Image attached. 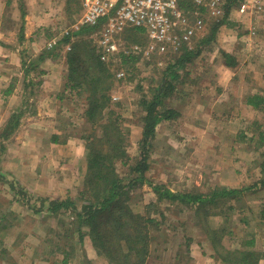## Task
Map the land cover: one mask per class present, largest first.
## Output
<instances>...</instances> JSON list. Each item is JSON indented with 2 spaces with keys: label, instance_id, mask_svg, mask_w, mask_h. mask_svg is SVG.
Returning <instances> with one entry per match:
<instances>
[{
  "label": "rangeland",
  "instance_id": "374dc122",
  "mask_svg": "<svg viewBox=\"0 0 264 264\" xmlns=\"http://www.w3.org/2000/svg\"><path fill=\"white\" fill-rule=\"evenodd\" d=\"M183 3L189 8L187 0ZM183 3L181 7L188 16V24L181 29H187L183 35L188 34L189 41H183L178 50L168 46L148 52L149 38L144 33L129 31L130 28L114 37L119 53L110 59L116 76L111 105L120 115L127 136V157L116 162V173L125 180L139 175L130 173L141 158L145 112L140 100L148 94L151 84L159 85L165 77L174 74L173 89L165 99V106L179 115L158 125L150 145L149 170L145 177L175 193L206 194L220 187L248 188L264 176L261 167L264 107L249 113L241 111L238 117L207 114L210 112L206 99L216 98L215 93H208L216 89L214 82L217 83L218 76L208 70V65L212 61L216 69L227 62L236 65L235 52L229 54L227 50L231 53L233 46L263 41L264 14L243 17L238 13V2H226L223 16L194 3V10L186 12ZM79 6L77 0H0V78L2 97H9L0 113V132L14 114L20 115L15 132L0 143V219L10 221L6 214H10L12 205L23 220L12 228H2L0 223V261L8 263L7 259L20 257L25 264L22 257L27 256L40 263L63 264L64 254L70 253L67 264H109L98 255L90 235H86L87 228L81 229L85 237L80 241L73 210L53 213L49 207V202L55 200H71L79 208L87 203L81 195L88 172L86 138L95 141L101 137L99 126L85 118L86 94L66 86L67 54L74 44L80 45L79 54L86 52L85 44L89 46L86 50L96 48L101 53L100 29L80 34L84 28L78 32L73 28ZM228 7L230 12L226 18ZM224 19L227 21L215 30ZM49 44L53 45L49 47ZM134 46L141 47L135 55L138 59L118 70L120 53L132 52ZM185 49L189 54L185 55ZM41 55H44L42 59ZM258 55L263 63L252 74L255 76L258 72L262 81L263 49ZM183 57V64L169 68ZM243 75L248 82L240 84V93L244 91L247 95L258 88L257 80L250 82V72ZM20 94L26 97L23 99ZM131 197L133 213L146 216V206L155 203L152 217L162 223L152 233L154 241L147 264H206V256L218 264L195 211L159 201L147 184L135 187ZM227 201L221 203L217 212L226 213L229 206L235 207L227 211L229 218L224 213L212 215L207 218L208 224L216 231H227L222 241L225 248L242 249L241 244L256 235L253 228L264 222V189L244 192ZM202 213L206 223V214ZM167 233L171 239L160 237ZM185 236L193 238L192 262L187 259ZM86 245L90 246L88 255ZM256 250L264 253L259 246Z\"/></svg>",
  "mask_w": 264,
  "mask_h": 264
},
{
  "label": "trees",
  "instance_id": "16d2710c",
  "mask_svg": "<svg viewBox=\"0 0 264 264\" xmlns=\"http://www.w3.org/2000/svg\"><path fill=\"white\" fill-rule=\"evenodd\" d=\"M236 1L233 0V3ZM187 2L189 8H185L183 3L184 9L186 12L189 10L193 11L195 8L194 4L191 1ZM77 3L80 5L79 0H77ZM79 7V10H81V5ZM229 12L230 9L228 7L226 18ZM226 21L227 19H224L218 23L214 27L215 30ZM98 29L100 27L84 28L80 34ZM129 31L144 33L138 29H129ZM21 33H24L23 28ZM64 40L68 41L67 39ZM79 46V44H74L72 51L67 54L68 74L66 86L72 91L80 89L86 94L87 108L85 110V118L90 124L99 126L101 137L95 141L86 138L88 172L85 181L86 187L82 190L81 195L87 203H84L79 208L71 200L50 201L51 212L73 210L72 214L76 216L79 226L80 241L85 237L81 229L87 228L88 234L86 235H90L98 255L106 259L109 264H147L151 253V245L154 241L152 233L154 230H159L162 224L159 220L152 217V209L157 207V205L155 203L147 205L148 213L146 216L133 213L130 207L131 195L135 187L147 184L152 188L159 201H167L171 205H179L195 211L200 220L198 224L204 227L202 230L211 243L216 262L221 264H259L261 259L264 258V253L256 250L255 235L241 244L242 249H227L222 242L227 231H216L209 226L207 218L212 215L221 216L223 213L226 219L229 218V216L227 217V211L231 212L235 210V207L229 206L226 213L222 211L219 213L217 210L220 208L221 203H228L227 200L230 198L234 199L244 192H255L264 189V176L259 182L248 188L225 190L220 187L206 194L197 192L175 193L164 185L152 183L145 177L149 170L150 145L157 133L158 125L179 115L176 110L165 106V99L173 89L172 80L175 77L173 74L170 77H165L159 85L151 84V87L148 88V94L143 95L140 100L145 112L142 139L140 141L141 158L131 168L130 173L131 175L136 173L139 175L137 177L129 176L126 180L124 178L121 179L116 173V162L127 157L125 148L127 136L123 130L120 115L117 114L111 105V102H113L112 95L115 90L114 79L116 77L111 68L113 62H111V58L109 59L110 61H103L101 53L96 48L86 50L89 47L86 44L84 45L86 52L83 55L79 54L77 52ZM184 52L185 55L189 54L187 49ZM120 54L122 59L120 63H117L118 70H121V66L128 65L129 61L138 59V56L135 55H124L123 52ZM44 55H41L40 59ZM54 56L52 54V57ZM223 56L229 58L228 54L224 53ZM183 59L184 57L179 58L175 63L170 64L169 68L183 64L185 61ZM227 65L233 67L235 64L227 62ZM247 103L255 109H260L264 107V98L260 94H253L247 98ZM19 120L20 115L18 114H14L10 118L7 125L0 132V143L15 132L16 127L19 125ZM57 140L56 142H58ZM2 148L4 147L2 146ZM261 167L262 173H264V160ZM213 210L215 212H212ZM201 211L206 214V223ZM171 227L173 228V225ZM160 237L171 239L168 233L161 234ZM184 240L185 246L188 247L186 249L188 252L187 259L192 262L190 244L193 238L185 236ZM76 244L79 245L77 242ZM67 254L70 253L64 254L66 257L62 260L63 264L69 262Z\"/></svg>",
  "mask_w": 264,
  "mask_h": 264
},
{
  "label": "built area",
  "instance_id": "2783aa9c",
  "mask_svg": "<svg viewBox=\"0 0 264 264\" xmlns=\"http://www.w3.org/2000/svg\"><path fill=\"white\" fill-rule=\"evenodd\" d=\"M186 0H79L81 10L74 29L99 28L101 58L107 61L119 53V45L114 37L123 34L126 29L142 30L151 43L148 52L159 48L180 49L183 41H189V35L183 33L188 19L181 7ZM199 8L212 10L223 16V5L233 0H187ZM238 13L243 17L264 14V0H237ZM53 44H49L51 47ZM140 46H134L127 55H138ZM115 57V56H114Z\"/></svg>",
  "mask_w": 264,
  "mask_h": 264
},
{
  "label": "crops",
  "instance_id": "0c3cea01",
  "mask_svg": "<svg viewBox=\"0 0 264 264\" xmlns=\"http://www.w3.org/2000/svg\"><path fill=\"white\" fill-rule=\"evenodd\" d=\"M243 43V42H241ZM249 46V47H248ZM227 47H229L227 45ZM226 49V47H224ZM228 49V48H227ZM263 49L264 51V40L260 41L259 43L254 44H241L240 46L236 45L233 46V51L230 53L229 50L227 52L229 54H233L237 59L236 65L233 67H229L228 65H219V68L216 69L215 63L212 61L210 65H208V70L210 72L214 71L218 74V76L215 77V80H217V83L214 82V85L216 86V89H211V91L208 93L210 94L215 93L214 95L216 98L212 101H207L206 99V108L208 109L207 114H210L212 116H240L241 111L245 113H249L251 111H256L253 106L248 105L247 98L251 96V94H260L264 98V90H261L259 88L264 87V80H259L258 78V72L255 76L252 74L254 70H257L256 67L262 66L263 60L258 55V53ZM237 55V56H236ZM248 72H250V82L253 79H256V84L258 86L257 89H254L250 91L247 95L243 93H240V84H245L248 82V78L245 75H248ZM240 73L241 76H235V74ZM234 75V76H233ZM2 79L0 78V113L3 111V105L5 102H7L8 96H3L4 90L2 86ZM237 84H239V88L237 87ZM224 89V90H221ZM229 89V90H228ZM264 89V88H263ZM260 91V92H258ZM245 95V96H244ZM21 98H25L26 96L24 94H20ZM221 96V97H219ZM22 99V100H23ZM237 105H239L237 107ZM229 113V114H228ZM228 114V115H227ZM1 121H0V127H1ZM12 206V205H11ZM9 213L6 214V217L10 218V221H6L4 219H0L1 227L2 228H12L17 223L21 221L20 213L15 212L16 207H11ZM23 221V220H22ZM21 221V222H22ZM252 232H254L257 239V246L262 248L264 250V222L259 223V226L257 225L255 228H253ZM7 242V241H6ZM260 243V244H259ZM77 245V244H76ZM80 245V244H79ZM91 246V244H90ZM89 245H86V255L89 254L88 248H90ZM23 256V255H22ZM22 260H26L25 264H47L46 262L40 263L38 260L36 261L34 257L28 258L27 256L22 257ZM88 260V259H87ZM8 263L6 261L1 260L0 264H13L14 261H16V264H22V261L20 257H17V259L9 258L7 259ZM199 261V260H196ZM12 262V263H11ZM215 264L214 261L210 256H206V264ZM218 264H221L217 262ZM259 264H264V259L260 261Z\"/></svg>",
  "mask_w": 264,
  "mask_h": 264
}]
</instances>
